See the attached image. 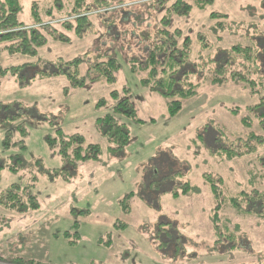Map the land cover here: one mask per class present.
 <instances>
[{"label":"rangeland","instance_id":"obj_1","mask_svg":"<svg viewBox=\"0 0 264 264\" xmlns=\"http://www.w3.org/2000/svg\"><path fill=\"white\" fill-rule=\"evenodd\" d=\"M32 2L41 17L50 4L22 0L23 21L28 24ZM132 6L111 11H125L119 17L89 18L90 26L80 35L55 25L68 40L48 38L36 56L0 55L3 68L28 65L20 74L0 80V104L9 107L0 121V193L11 184H27L33 175L37 182L32 191L39 203L37 210L25 214L0 207V256L6 262L19 258L29 264H264V206L256 202L246 213L224 207L220 222L236 242L234 247L226 240L215 243L211 225L215 201L203 176L221 178L226 197L264 192V146L241 158L217 154L222 147H234L230 140L247 134L239 120L244 108L256 101L240 86L204 85L198 97L169 117L164 99L143 88L132 72L127 61L139 55L137 44L129 46L134 42L126 35L138 28L135 35L144 54L145 35L163 16H168L170 30L179 28L191 39L217 22L209 20L212 12L243 28L249 23L262 25L264 0H215L185 18L171 17L166 7L158 15L146 8L151 15L138 26L139 18L130 17ZM112 19L117 20L114 32L104 23ZM222 36L224 47L237 40ZM84 57L78 67L79 77L85 78L80 86L72 83L71 71L40 74L59 69L57 61ZM111 57L120 63L116 81L96 80L92 65ZM126 96L140 123L116 116L129 131L130 142L123 151L112 153L94 123L113 114L116 103ZM101 101L104 104L97 106ZM234 108L240 113H231ZM57 129L98 145V158L62 163L47 145ZM215 130L230 140L219 138ZM11 165H19V171L10 172Z\"/></svg>","mask_w":264,"mask_h":264},{"label":"trees","instance_id":"obj_2","mask_svg":"<svg viewBox=\"0 0 264 264\" xmlns=\"http://www.w3.org/2000/svg\"><path fill=\"white\" fill-rule=\"evenodd\" d=\"M48 1L50 4L48 8H44L43 17L39 14L36 2L31 3L28 24L23 21L22 0H0V55L6 53L10 56H36L38 50L47 44L48 38L60 42L68 40L66 35L56 32L55 25L69 30L67 32L74 31L76 35H80L84 29L90 26L89 18L93 16L99 18L119 17L125 11H111L126 9L130 5H133L130 17L132 19L139 18L138 22L135 21V25L138 26L151 15L147 14L146 8L151 9V12H154L153 15H158L166 7L168 13H171V17L173 15L185 18L193 10L201 11L208 5H212L215 0ZM138 1L140 3L136 4ZM130 17L120 19L121 23L127 22ZM208 17L211 23L216 19L217 22L210 24L209 30L199 32L191 39L190 36L184 35L179 28L170 30L168 16H163L153 24L151 33H146L145 38L148 40L145 41L146 51L144 54L140 52L141 39L135 35L138 28L133 27L131 33L126 35H129L130 42H134L129 46L139 45L132 46L137 49L139 57L135 56L127 62L132 72L139 76L142 87L164 99L167 115L171 118L182 111L186 102L198 97L200 89L204 85L215 88L240 86L246 90L248 96L256 103L245 107L244 115L240 117V125L247 131L244 138L230 140L222 131L215 130L219 138L234 143L233 148L224 149L222 147V149H218L221 152H217V154L221 158L223 155L241 158L255 152L256 146H264V23L262 25L249 23L243 28L234 22L229 23L223 14L212 12ZM116 21L112 19L104 23H107L110 26V31L114 32L115 26L113 25ZM224 34L233 36L237 39L236 42L224 47L222 45L224 42L222 35ZM193 43L197 45L196 49H193ZM84 60L85 57L75 58L68 62L57 61L55 64L60 66L59 69L40 74L45 77L68 74L71 71L68 76L72 79V83L75 86H80L85 82V78L79 77L78 67ZM27 67V64L11 68H3L0 65V80L7 74L9 76L20 74ZM92 69L97 72L96 80L113 84L120 71V63L116 58L111 57L104 62L93 64ZM126 91L127 89H124V92ZM111 96L116 97L117 93L112 92ZM102 104H104L103 101L99 102L97 106ZM8 108V106L0 104V121ZM230 112L240 113L238 108L231 109ZM116 116L140 123L134 105L127 96L116 103L113 114L95 120L96 131L106 139L109 145L108 150L112 153L123 151L130 142L129 131ZM240 143L242 146L239 145ZM4 144L7 145V143ZM47 145L56 151L61 162L66 165L97 159L100 154L98 145L85 144L83 137L79 135L66 136L60 129L56 130L55 138H47ZM38 164L37 161L36 165ZM19 167V165H11L8 170L16 173L19 171ZM45 172V170L41 171L44 174ZM203 176L215 201L211 218L212 235L216 238L215 243L226 240L234 242L232 244L234 247L236 242L234 235L229 233L226 224L220 222L218 214L224 211V207L233 208L238 213H246L251 210L249 205L256 202H261V205L264 206V192L246 193L242 191L237 193L239 196L226 197L227 190L224 188L221 178L208 174ZM36 182L37 178L31 175L25 185L11 184L0 193V207L16 214L37 210L39 203L32 191ZM184 191L182 194L185 193ZM177 195L178 193L173 192V196L177 197ZM243 203L247 205V208L243 206ZM29 263L19 258L6 262L5 258L0 256V264Z\"/></svg>","mask_w":264,"mask_h":264}]
</instances>
